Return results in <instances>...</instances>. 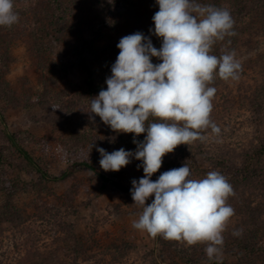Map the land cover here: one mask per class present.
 Wrapping results in <instances>:
<instances>
[{"label": "rangeland", "instance_id": "obj_1", "mask_svg": "<svg viewBox=\"0 0 264 264\" xmlns=\"http://www.w3.org/2000/svg\"><path fill=\"white\" fill-rule=\"evenodd\" d=\"M36 1L15 0L19 21L0 26V184L32 186L13 196L20 211L17 223L0 222V262L15 264L26 256L33 264L37 256L41 263L39 257L55 253L62 264H264L257 252L243 250L264 249V152L257 153L264 150V37L238 46V80L217 76L209 85L216 88L210 118L220 133L203 130L205 140L177 146L151 177L154 181L185 163L193 178L215 170L232 185L234 195L227 203L234 215L223 232L221 254L209 258L204 243L188 245L134 229L142 209L130 189L131 181L144 175L140 161L105 172L96 151H135L136 145L132 134L116 133L93 117L88 98L98 94H88L81 61L106 88L123 36L142 32L159 48L161 41L149 31L159 10L155 0H78V7L63 0L50 8L54 14L32 11ZM216 43L220 55L228 50L227 41ZM6 135H13L53 176L87 162L108 181L75 169L65 180L39 184L6 144ZM237 230L240 234L233 235Z\"/></svg>", "mask_w": 264, "mask_h": 264}, {"label": "clouds", "instance_id": "obj_2", "mask_svg": "<svg viewBox=\"0 0 264 264\" xmlns=\"http://www.w3.org/2000/svg\"><path fill=\"white\" fill-rule=\"evenodd\" d=\"M151 35L160 41L153 46L150 36L135 32L123 36L119 54L111 65L106 89L90 97L91 113L116 133L132 134L135 151L107 152L96 147L99 165L105 172H118L133 160L140 161L144 175L131 181L130 195L142 212L132 227L153 237L206 244L209 258L218 257L223 232L234 209L227 203L233 187L219 171L193 178L185 163L153 174L163 157L180 145L205 140L203 130L219 134L210 118L216 88L209 86L217 76L238 80L241 63L234 51L212 54L218 41L235 35L230 11L200 0H155ZM19 21L14 0H0V26ZM152 58L161 61L152 62ZM152 118V122H148ZM144 134L142 141L136 137ZM95 144L90 146V151ZM151 202L146 205V201ZM237 230L233 235H239Z\"/></svg>", "mask_w": 264, "mask_h": 264}, {"label": "trees", "instance_id": "obj_3", "mask_svg": "<svg viewBox=\"0 0 264 264\" xmlns=\"http://www.w3.org/2000/svg\"><path fill=\"white\" fill-rule=\"evenodd\" d=\"M63 0H37L35 5L31 8L32 11L34 9H42V13L47 10L54 14V11L51 9L54 8L55 5L59 4ZM74 2L75 7H78V0H70ZM15 3V0H14ZM200 3L205 5H213L219 8H226L230 11V14L234 20L233 31L235 35L226 37L225 42L229 45L227 51H234L239 48L238 46H243L245 43H254L258 39L259 35L264 37V0H200ZM72 8L74 6H71ZM51 8V9H50ZM36 15H38V10ZM5 28L9 26H4ZM44 30V28H42ZM226 44V43H225ZM223 50V48H222ZM238 51V50H237ZM221 49L217 46V43L214 44L212 48V54L219 56ZM264 52V51H262ZM262 52L260 55H263ZM258 53V55H259ZM263 61V58H261ZM82 70L86 75L87 79V88L89 95L99 94L101 89H106L103 86V82H96L95 76L91 68L88 66L86 60L81 61ZM264 70V69H263ZM6 144L8 143L12 149L15 150L16 156L22 160L25 165L31 168L32 174L35 176L37 182L40 183H50V182H58L65 180L75 169L87 170L94 173L97 177L102 179L103 181H108L107 177L102 175L93 165L87 162H77L74 163L66 172H64L60 176H53L49 174L44 168L39 166L36 160L30 155V153L25 150L17 141V139L13 135H6ZM142 141V139H139ZM264 152L263 148L257 150V153ZM35 183V184H38ZM118 189L122 191H127L126 188L113 183ZM28 189H32V186L22 185V184H8V186H4L0 184V198L4 200L2 205H0V222H9L13 225L17 223V216H20V211L13 203V196L16 195L17 191L28 192ZM5 197V199L3 198ZM256 226V225H254ZM249 249L254 253V255L261 256L264 259V249H260L259 247H243V250ZM79 254V253H78ZM57 254L49 253L43 257H39L38 259H43L41 263L37 261V256L33 259V264H62L63 261H59L56 258ZM26 257V256H25ZM24 257V258H25ZM19 258L15 264H32V260L30 261L28 258ZM50 258V259H49ZM36 260V262H35ZM22 261H24L22 263ZM57 262V263H56ZM0 264H10V263H1Z\"/></svg>", "mask_w": 264, "mask_h": 264}]
</instances>
